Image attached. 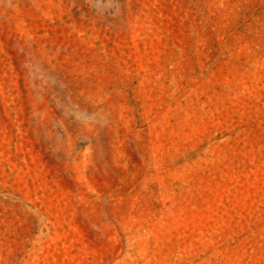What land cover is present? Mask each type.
I'll list each match as a JSON object with an SVG mask.
<instances>
[{
  "label": "rangeland",
  "instance_id": "obj_1",
  "mask_svg": "<svg viewBox=\"0 0 264 264\" xmlns=\"http://www.w3.org/2000/svg\"><path fill=\"white\" fill-rule=\"evenodd\" d=\"M0 264H264V0H0Z\"/></svg>",
  "mask_w": 264,
  "mask_h": 264
}]
</instances>
